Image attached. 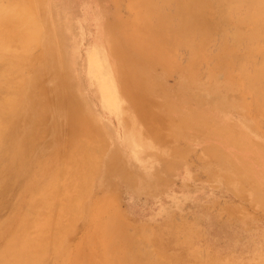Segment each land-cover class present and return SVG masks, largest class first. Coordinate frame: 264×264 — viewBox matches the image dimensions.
I'll return each mask as SVG.
<instances>
[{
	"label": "rangeland",
	"instance_id": "obj_1",
	"mask_svg": "<svg viewBox=\"0 0 264 264\" xmlns=\"http://www.w3.org/2000/svg\"><path fill=\"white\" fill-rule=\"evenodd\" d=\"M13 1L2 0L0 4L12 5ZM27 1L24 0L25 3ZM42 5L44 7L41 9L33 7L34 12L40 16L38 10H42L49 20L38 18L43 21L42 31L37 33L39 35L33 34L39 37L38 40L35 37L33 42L34 38L29 40V46L32 47L28 46L29 50L20 54L27 56V61L20 65L17 63L20 72L15 70L14 78H11L13 80L4 79V85L0 87L6 89L10 86L8 89L15 91L19 84H15L17 76H27L43 95L39 96L40 99L44 98L47 109L40 114L42 119L38 120V124H32V133L37 128L40 134L37 131L38 136L33 134L32 138L36 142L32 139L35 142H32L33 150H29L30 155L27 156L33 160V169H38L44 161L46 163L43 165L59 164L58 156L62 163L68 153L82 158L78 164L79 177L83 169H95L91 173L92 177H89L91 181L85 183L87 185H79V180L72 179V176L67 178L71 196L78 194L80 186L84 187L81 202L87 206L77 214L80 217L62 206L61 209L65 208L66 212L62 210L64 214L61 211L59 216L63 221L66 220L59 222L60 225L64 224L63 228L68 233H65L66 242L62 249L59 247L60 250L52 247L54 242L49 237L54 222L49 224L51 229L44 236L46 241L51 242H43L44 245L47 243L46 263L62 264L64 260V264H67L76 248L74 261L79 260L76 264H118L112 256L103 254L106 249L100 240L97 241L99 234L104 237V230L100 227L95 231L91 228L88 230L91 204L99 200L101 206H106L103 216H100L101 226L106 223L108 215H114L113 223L122 231L127 230L125 237H118L117 243L120 239L129 240V233L131 236L137 234L136 238L133 236L137 240L132 249L146 257L163 255L165 264H264V108L261 107L264 104L257 101L258 98L244 87V83L242 85L239 73L241 65L245 69L248 66L250 70L252 64L262 62L264 32L256 43L261 47L260 51L250 56L247 64L243 61L244 66L241 61L244 58L247 60L248 54L245 47H240L235 53L240 63H231L235 66L229 67L219 62L225 60L219 55L226 41L221 34L214 33L216 37L213 39L212 36L196 57L193 54L190 57V48L181 45L179 48L174 46L170 53L165 52L163 44L150 36L151 32L136 30L134 9L128 0H43ZM229 25L227 23L225 29L230 33L234 27ZM242 28L246 29V26ZM230 41L227 38L228 44ZM112 46L117 50L114 60ZM53 47H57V50L51 49ZM92 47L106 56L124 104L118 113L103 105L102 98L97 97L98 94L90 88L87 78L94 77L88 74L87 60L89 53L95 52ZM27 51L30 54L27 55ZM54 56L59 60L62 74L53 67ZM114 61H120V67ZM70 106L78 107L76 115L71 114L68 109ZM21 113L16 117L17 120L33 116ZM79 124L82 127L78 129L76 127ZM136 128L139 129L142 144L140 151L133 148L128 139L127 132L134 134ZM4 132L7 137L3 135L0 144L8 147L0 145L1 149L4 148L0 151V162L6 167L3 164L0 167L6 170L10 168L15 172L9 170L10 175L15 176L16 172L21 171L17 167L21 161L9 157V143L13 136L10 128ZM8 135L11 136L10 140ZM83 145L95 151L96 159L84 161ZM3 150L7 152H3L6 155L1 157ZM41 153L45 154L40 157ZM110 154L113 155L110 157ZM3 157L5 163L1 159ZM35 159L40 161L36 162ZM12 160L18 163L13 165ZM7 161L12 163L7 164ZM5 172L0 176V185L2 182L8 183L7 186L1 185L4 188L0 186V220L6 217L4 222L24 197V191L18 190L24 181L22 171L21 175L16 174L17 177ZM3 174L14 179L10 181L9 177L6 181L1 180ZM46 174L40 175L42 178L37 177L40 189L36 187L39 191L42 187L39 186L41 183L38 184L39 180L44 178L47 181L45 178L51 177ZM62 181L60 183L63 184L65 181ZM53 198L49 203L52 202L50 207L53 210L46 206L51 212L44 211L46 207L42 208L46 218H54L56 214ZM59 207L57 209L60 211ZM87 233H90L88 237L92 236V242L79 243V239ZM117 243V248L112 247L117 249L114 251L120 258L121 242L119 246Z\"/></svg>",
	"mask_w": 264,
	"mask_h": 264
},
{
	"label": "bare ground",
	"instance_id": "obj_2",
	"mask_svg": "<svg viewBox=\"0 0 264 264\" xmlns=\"http://www.w3.org/2000/svg\"><path fill=\"white\" fill-rule=\"evenodd\" d=\"M0 1H2V0H0ZM13 2H12L13 3L12 5H10V4L2 5L3 2H1V4H0V86H1V84L4 85V82L6 80L14 78L13 74L15 75V72L18 70V68H17L18 64L17 63H19V65H20V64H23L27 61V59H28L27 56L20 55V54L26 52L24 50H29L28 49L29 44H31V42H33L36 38L34 35H36L40 31H42L41 25H42L43 21L41 22V19L39 21L38 18L43 17L42 19H44V21L49 20L47 18L46 14L41 12L42 10H38L40 12V16H37L34 12V9H33V7H35L36 9L37 8L41 9V7H44L42 5L43 0H36L34 2L29 0V2L27 1L26 3L24 2V0H15ZM128 2H130V6H132V9H134L133 19H134V22L136 23V25H135L136 30H143L144 32H146V31L151 32L150 36L153 37L155 40H157L160 44H163V47L162 46H160V47L164 48L165 52L170 53L174 46H178V48H179V46L181 45V46H185L188 49L190 48V50H191V53H190L191 56L190 57H193V56L196 57V54H198L200 49L202 47H204L206 43L209 42V40L211 39L212 36L214 39V36H215L214 33L221 34L220 36H223L225 38L224 40H226V41H227V38H229L231 40L230 41L231 43H229V44L226 41H224L223 45L221 46V49L219 51V55L221 56V58L225 59L224 61L220 60L219 62L225 63L226 65L228 64L229 67L232 65L231 63H234V62L240 63L239 61H237V57L235 55V53H237L239 51L240 47H245L246 52L248 54V59L246 60V58H244V60L241 61L244 66H245V63L250 59V56H252L254 53H256V51H260V49H261V47L259 45H257L256 43L258 42L260 35L261 34L263 35V32H264V0H128ZM26 11H29L32 15ZM44 12H45V10H44ZM212 16L213 17L215 16L214 20H213ZM216 22L217 23L219 22V24H217ZM227 23H228V25L232 24L234 27L232 31L230 30V33L226 32L227 30L225 29L226 28L225 25H227ZM242 26H246V29H243ZM49 27H50V25H49ZM231 32H232V34H231ZM37 35H39V34H37ZM38 38H36V39L38 40ZM29 40L30 41L32 40V41L30 42ZM222 41H223V39H222ZM46 44H49V46H52V44L50 42H47ZM29 47H32V45ZM51 49L56 51L57 47H53ZM196 50H198V51H196ZM263 50H264V48H263ZM92 51H95V52H90L88 55V60H87L88 74H90L91 76L94 77V78H87L89 81V84H90V88L93 89L95 91V93L98 94L97 97L102 98L103 105L109 106L110 110L114 111L115 113H118L120 110H122V107H124L122 105H124V104H122V102H121L122 98L120 97V93L118 91L119 89H117L113 74L107 65L106 56L94 47H92ZM116 52H117L116 48L114 46H112L111 47V55H113V60L115 59L114 55L116 54ZM262 52L264 54V51H262ZM172 53H173V51H172ZM28 54H30L29 51H27V55ZM175 54H176V52H175ZM192 54H193V56H192ZM171 58H173V56ZM218 59H220V58H218ZM243 61H245V63ZM117 63L115 62L116 66L120 67V61ZM188 63H190V62H188ZM52 64H53V67L56 71H58V72L60 71L61 74L63 73V71L59 65V60L56 58V56H54ZM62 65H63V62H62ZM214 65H216V63ZM226 65H225V67L228 66V65L227 66ZM248 65H250V63ZM252 67L253 68L250 67L251 69L249 68L250 70H248V66L246 67L247 69H245L241 65L239 67L240 68L239 73L241 76L240 78L243 81L242 85L245 84L244 87L246 86L247 88H249L255 94V97L258 98V99L256 98L257 101H259L260 104L262 105V104H264V58L260 64H258V65L252 64ZM220 69H222L221 66H220ZM19 72H17V73H19ZM64 74H66V73H64ZM17 77H18V80H16L17 82H15V84H17V83H19V84H17V88H15L16 90L14 89V86L12 88L15 91L10 90L11 88L8 89L10 86L7 87L6 89H2L0 87V90L2 89L1 90L2 92L0 91L1 92L0 93V140L2 139L4 133L6 134V132H4V131H7L10 128V131H11L10 134H12L11 136H13V140H10L11 136L8 135L9 136L8 139L11 141V143H9L10 145L7 144L10 146V152L8 149H6V150H8L9 157L11 159H13V160L17 159V160L21 161L19 163L16 161V163L19 164V166H17V167H18V169H21L23 174L20 173L21 171L18 173L16 172V174H18V175L22 174L23 175L24 181H23L21 188H19L18 190L22 189L24 191V194H23L24 197L22 196L23 199L21 201H19V199L17 198V201H19L18 207L14 210V212H12L11 216L8 218V220L6 222H4L6 217L1 219L2 222H0V264H47L46 263L47 261H45V259H44V257L46 256L45 255V247L47 248V246H46L47 243H46V245H44L45 243L43 244V242H49L50 240H53V242L55 244L53 243L54 245L52 244V247L54 246L53 247L54 249H56V248L58 249L59 247H61V249L63 248L64 242H66L65 241V239H66L65 233L67 234L68 231H66L67 229L65 230V228H63L64 224L60 225V223L64 222L66 219L63 221V218L60 217L59 214L62 210L65 211V208L67 207L73 212L74 215H77V214L81 213L83 207L87 206L86 203H85L86 205H84L83 202H81V198L82 199L84 198L83 193H82L84 187H81V186H83L82 185L83 183H84V185H87L88 182L91 181L89 179V177H92L91 173L93 174L95 169H91V168H90V170H88V169L84 170L83 169V171L81 173L82 175L80 174V177H79V165L78 164H79V161L82 160V158L81 157L77 158L73 154H69V153H68V155H66L65 158L62 156V158L65 159L62 161V163L60 161V157L58 156L59 159H57L58 160L57 163L60 162L61 165H59L60 163L55 164V162H54V164L52 163V165H48L49 163L47 165H43V163L45 162L44 161L43 163H41L42 164L41 166L39 165L40 167L38 169L35 166L36 163L34 165L36 167V169L32 168V165H33V162H31L32 159L30 160L27 156L30 155L29 150L30 151L33 150L32 146L36 142L35 139L32 138L33 134L35 133L34 136H36L39 133V131L36 128L35 130L37 131V134H36V131L35 132L33 131L34 133H32L31 127H32V124H38V120L40 121L42 119V116H40V114L43 112V110H45L47 108L45 107L46 105H45L44 98L40 99L39 95H41V96H43V95L41 94V91H39L37 89L36 84L34 82H32L27 76L26 77L17 76ZM4 79H5V81H4ZM12 80L13 79H11V81ZM6 84L7 83H5V85ZM3 85H2V87H4ZM56 103H59V101ZM55 106L60 107L58 104H55ZM263 106H261L262 109L264 108ZM77 108L78 107H76V106L75 107L70 106L68 109L71 112V114L76 115V109ZM126 110H128V109H126ZM50 111H52V109H50ZM79 111H81V110H79ZM21 112H23L25 114H31V115L33 114V116L28 117V118L25 117L26 120L23 118H22L23 120L18 118L20 120L19 121L16 119V117L18 115L22 114ZM69 116L71 117V115H69ZM75 118L77 119L76 116H75ZM43 119H45V117ZM80 119L81 118H79L78 120H80ZM83 122H80V124H82ZM77 123H79V121ZM151 124H152V122H151ZM148 125H149V123H148ZM153 126H154V124H153ZM80 127H82V125H80L76 128L79 129ZM132 130H130V131H132ZM134 132H135L134 134L127 132L129 134L128 139H129L131 145L133 146V148L140 151L141 150L140 147L142 144L140 142L139 129L136 128L134 130ZM84 135H85V133H84ZM4 136L7 137L6 135H4ZM78 136L80 139H84L83 137L81 138L80 135H78ZM77 139H78V137H77ZM77 139L75 141H78ZM5 140H6V138H5ZM5 140H4V142L7 141V140L6 141ZM72 141H74V140H72ZM32 142H34V143L32 144ZM62 142H63V140H62ZM74 143H76V142H73L72 144H74ZM82 143L83 142H81V144ZM4 145L3 146L1 145V146L6 147ZM74 145H76V144H74ZM87 145H88V143H87ZM43 146H45V145H43ZM62 146H64V145H62ZM82 147L85 149V151H84L85 154L83 155L85 162L87 160L92 161V159H96V153L94 150H90V148H88L86 145H83ZM2 149H4V148H2ZM2 149L0 147V151ZM95 149H97V147ZM6 150L2 151L1 157L6 155L5 153H3ZM3 154H5V155H3ZM42 154H45V153H41V155L39 154V156L42 157ZM101 154H103V153H101ZM94 155H95V158H94ZM111 155H113V154H110V157H111ZM135 155H137V154L135 153ZM7 156H6V158H7ZM39 156H38V158H39ZM1 159H4V157ZM9 159H8V161H9ZM36 159H37V157H36ZM36 159H35V161H36ZM5 160L6 159H4V163H5ZM13 160H12V162H13ZM8 161H7V164L12 163V162L10 163ZM38 161H40V160H37L36 162H38ZM73 161H74V163L76 162L77 164L74 165ZM16 163L13 162V165ZM2 164L3 163H1L0 166ZM3 165L5 166V164H3ZM4 168L0 167V176H2L1 174L5 172L6 169H4ZM16 169L17 168H15V170ZM9 170H10V168H8L6 170V172L8 171L7 173L10 175V171H13V170H10V171ZM96 171H97V169H96ZM45 173L49 174V176H48V174H46L47 177H50V176L51 177L45 178V179H47V181H45L44 178H43V180L41 179L42 181L39 180L38 184L39 183L44 184L46 182L45 183L46 185L45 184L39 185V186H42L41 190L39 191L38 189H40V188L37 186V180H38L37 177L38 176L40 177V175H43ZM16 174H15V176H14V174H12V175L14 177H17ZM3 175L5 176V174H3ZM12 175H10V176H12ZM4 176H3V179L1 178V180L6 181V179H8L10 177V176L6 177L7 176V174H6V176H5L6 178L4 179ZM61 176L63 177L62 180L65 181L64 182L65 185H63L64 183L63 184L60 183L62 181ZM69 176H72L73 177L72 179L79 180L78 183H80L79 185H81V186L79 188L80 190H79L78 194L76 192L77 195L71 196L68 193V188L70 189L71 186L69 187L70 184L67 183L66 180ZM14 177L13 178L10 177L9 180L10 181H11V179L13 180ZM43 177H45V176H43ZM40 178H42V177H40ZM20 180H22V179H20ZM105 180H106V178H105ZM43 181H44V183H43ZM74 182L75 181H73L72 183H74ZM13 183H15V182H13ZM66 183L68 185H66ZM85 183H87V184H85ZM4 184H5V182L1 183V185H4ZM74 184H76V182ZM7 185H8V183H7ZM7 185L5 184L4 186H7ZM36 186L38 187V189ZM1 187L4 188L3 186H1ZM9 187H11V186H9ZM64 187L67 189H65ZM2 188H0V190ZM61 188L63 189L62 190L63 192L65 190V192L67 191V193H65V192L63 193L61 191ZM35 189H37L40 192V194H38L39 192L36 191ZM22 190H20V191L22 192ZM21 192H18V194H20ZM1 193H2V191H1ZM73 193L74 192L72 191L71 194L73 195ZM36 194H38V195H36ZM54 194H55V197H54L55 199L53 198ZM105 196H106V194H105ZM16 197H19V196L17 195ZM51 198L54 199V205L57 208L60 206L59 207L60 211L56 208V214H54V218L52 217L53 221L51 220L52 218L50 216L46 218V216H47L46 213L42 212V208L44 209V207H46V206L50 207V205L52 204V202H51V204H49L51 201ZM6 199H7V197H6ZM20 199H21V197H20ZM96 201L97 202H93L91 204V211L89 213V222H88L87 226H88V230H90V228H91L92 230L95 231V230H97L98 227H100L102 230H104V237L102 238L99 234V238L97 240V241L100 240L99 242L103 243V246L106 249V250H104L103 254H106V256H112L113 260L118 264L119 263L120 264H165L163 262L164 259H162L163 255H161V254H160L161 255L160 257L151 258V257H146V255L136 253L132 249L133 243L135 242V240H137V239H134V238H136L137 234H135V236H134V233H133L134 238H133V236H131L130 233H129V235L126 234V235H128L129 240L128 239H125L124 241L121 240L122 239L121 237H123V236L120 237V235H124L127 230L125 229L122 231L121 228L116 226L117 224L115 222L113 223V220H114L113 218H115L114 215H111V216L108 215L109 218H105V219H107V221L105 220L106 223L103 226H101L100 216L102 215V213L104 211V207H106V206H104V205L101 206V204L99 203V200H96ZM113 201H115V200H113ZM63 203H64V205H63ZM6 205H7V200H6ZM11 205H10V208H11ZM55 206H53L54 209H55ZM62 206H64L65 208L61 209ZM14 208H15V206H14ZM47 208L48 207H46V209L44 211L49 212L50 210L48 211ZM63 214H64V212H63ZM67 214L69 215L68 212H67ZM118 215H119V212H118ZM51 216H53V215H51ZM66 216H64V217L67 218ZM78 216L80 217V215H77V217ZM110 217L112 219H110ZM71 219H72V217H71ZM108 219H110V220H108ZM60 220H62V221L59 222ZM68 220H69V218H68ZM52 222H54V223L52 224ZM120 223H119V225H120ZM49 224L53 225L51 227L52 228V232H51L52 234H50L51 236L49 235L50 240L48 238L49 241H46L47 240V239H45L46 236H44L46 234H44V233H46L47 230L51 229L50 227H48ZM69 225H70V223H69ZM125 225H127V224H125ZM65 226H67V225H65ZM67 227H69V226H67ZM32 228H33V230H31ZM92 230H91V232H92ZM101 233H102V231H101ZM89 234L88 233L84 234L83 237H81L78 242L79 243L80 242H92L90 240V238L92 236L88 237ZM91 235H92V233H91ZM97 235H98V233H97ZM118 237L121 238L119 243H117L119 240ZM124 237H125V235H124ZM116 238H117V241H116ZM94 239H95V237H94ZM131 239H134V240H131ZM115 242L118 244V246L121 242V245L119 246V248L120 247L121 248L120 249L118 248L122 252V255L120 258L117 256V254H115L114 250H117V249L112 247V246H114V247L116 246ZM76 244L78 247V243H76ZM111 247L113 248L112 251H110ZM53 248H51V250ZM116 248H117V246H116ZM59 250H60V248H59ZM75 251H76V248H75ZM75 251L73 252V255H71V257L68 259L67 264H70V263L76 264L77 262H79V260L76 262L74 261V259L76 260V257H74V253H77ZM118 252L119 251H117V253ZM54 261H55V258H54ZM102 262L104 263V260H102ZM64 263H65V261L63 260L62 264H64ZM167 264H171V263H167Z\"/></svg>",
	"mask_w": 264,
	"mask_h": 264
}]
</instances>
